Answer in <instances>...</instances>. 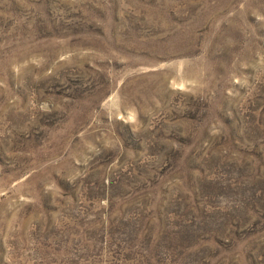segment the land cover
<instances>
[{
    "label": "rangeland",
    "instance_id": "374dc122",
    "mask_svg": "<svg viewBox=\"0 0 264 264\" xmlns=\"http://www.w3.org/2000/svg\"><path fill=\"white\" fill-rule=\"evenodd\" d=\"M0 264H264V0H0Z\"/></svg>",
    "mask_w": 264,
    "mask_h": 264
}]
</instances>
